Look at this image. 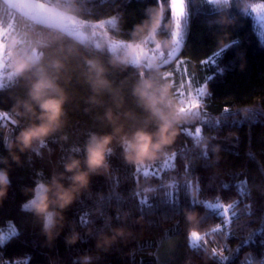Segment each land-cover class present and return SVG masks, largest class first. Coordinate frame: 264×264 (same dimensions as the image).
<instances>
[{"label":"trees","instance_id":"trees-1","mask_svg":"<svg viewBox=\"0 0 264 264\" xmlns=\"http://www.w3.org/2000/svg\"><path fill=\"white\" fill-rule=\"evenodd\" d=\"M42 1L83 20L107 19L108 28L111 27L109 18L122 14L121 35L125 38L133 25L144 19V9L157 3V0ZM187 7L184 42L177 59L188 60L194 86L204 81L207 84L209 91L203 98L202 109L205 119L200 123L206 133L215 137L213 143L220 146L219 153L210 152L205 157L194 151L191 144L195 130L185 131L173 146L174 159L158 162L151 166L156 170L146 172L160 182L161 194L145 201L137 193L130 194L134 184L144 178L145 171L134 176V170L123 161L118 150L112 158V176L93 178L90 190L66 211L69 224L49 246L33 214L22 210V204L29 198L24 189L35 186L41 171L50 176L53 167L62 170L63 160L83 146L89 132L110 131L95 119L101 109L85 111L91 91L81 75L85 56L98 54L107 60V54L101 44L77 37L52 21L34 19L10 0H0V26L14 24L13 35L22 41L17 48L41 35L54 41L53 48L67 47L77 41L85 45L82 54L69 61L70 71L66 76H71V80L61 81L69 94L65 126L49 137L44 146L37 145L35 151L19 153L17 150L21 163H13L11 187L0 204V226L11 221L16 232L0 243V264H78L77 258L82 253L96 251L95 234L88 235L87 227L92 225L95 232H100L120 224L116 219L117 208H132L134 216L145 217V223L133 225L129 221L135 229V239L103 253L97 264H189V261L205 264L203 256L211 246L219 249L221 255L207 264H250L246 262L250 252L257 257L264 256V40L258 35L253 16L243 14L234 6L230 14L236 23L228 31L236 43L219 50L217 36L224 29L209 24L217 15L216 10L208 0H187ZM10 41L7 40V45ZM11 51L7 46L6 71H9ZM208 58V63H202ZM127 75L113 73L117 82ZM25 95L23 79L10 77L0 86V111L9 115L5 122L0 120V156L9 154L4 137L14 138L28 123L13 111L16 99ZM17 119H20L19 125L15 123ZM205 120L208 121L205 123ZM170 176L176 177L173 188L163 183ZM193 187L199 196L190 195ZM216 200L231 206L228 217L217 208L209 207L208 202ZM186 209L199 213L198 224L186 219ZM109 216L111 225L106 223ZM73 221L82 237L76 244L67 245L65 237ZM193 227L205 234L204 239L195 241L198 245L195 247L189 237ZM132 249L136 252L129 255Z\"/></svg>","mask_w":264,"mask_h":264},{"label":"clouds","instance_id":"clouds-1","mask_svg":"<svg viewBox=\"0 0 264 264\" xmlns=\"http://www.w3.org/2000/svg\"><path fill=\"white\" fill-rule=\"evenodd\" d=\"M208 2L217 12L209 24L220 25L224 29L217 36L216 48L219 50H226L236 43L228 31L236 23V18L230 14L234 6L243 14L251 12L264 17V0ZM187 14V0H157L156 4L144 9V19L133 25L126 38L121 35L122 14L114 15L109 18L111 27L104 29L106 39L101 45L107 60L98 54L84 57L81 75L91 91L86 98L88 107L85 111L101 109L96 112L95 119L110 131L89 132L83 146L63 160L62 170L53 167L50 176L41 171L35 186L24 189L29 198L22 204V210L33 214L46 236L47 245H53L69 224L66 211L90 190L93 178L112 176V158L118 150L123 161L134 170V176L136 172L145 170L144 178L130 190V194L137 193L145 201L161 194L160 182L148 176L146 170L158 162L167 163L174 159L173 146L185 131L195 130L191 144L194 151L205 157L210 152L219 153L220 146L213 143L215 137L206 133L200 123L205 119L203 100L190 78L178 79L174 74V69L178 71L184 59L178 60L176 54L183 46V21ZM53 42L41 35L20 48H17L22 43L19 37H13L6 45L12 49L8 64L10 75L13 79H23L26 87V95L16 99L13 111L28 123L14 138L4 137L3 143L9 154L0 156V165H3L0 166V204L11 187L13 163H21L17 150L19 153L35 151L37 145L44 146L48 138L66 123L65 105L69 94L61 81L65 78L71 80V76H66L70 71L69 61L80 56L85 45L77 41L67 47L53 48ZM112 45L116 46L114 51ZM113 73L128 75L117 82ZM205 86L208 93L206 83ZM15 123L19 125L20 119ZM163 183L165 187L173 188L176 177L170 176ZM190 195L199 196L197 188L193 187ZM185 217L191 224H198L197 211L186 209ZM116 219L121 223L111 225L112 217L106 218V223L111 225L107 231L95 232L94 226L87 227L88 235L95 234L96 251L82 253L77 258L78 264H97L103 253L135 239V229L130 223H145V217L134 216L132 208H117ZM9 225L0 226V243L6 242ZM70 227L65 241L67 245H74L81 240L82 234L74 221ZM189 237L200 240L205 234L198 227H193ZM135 252L136 249H132L129 255ZM220 255V250L211 246L203 256L205 264ZM248 257L254 264H264V256L257 257L250 252Z\"/></svg>","mask_w":264,"mask_h":264},{"label":"rangeland","instance_id":"rangeland-1","mask_svg":"<svg viewBox=\"0 0 264 264\" xmlns=\"http://www.w3.org/2000/svg\"><path fill=\"white\" fill-rule=\"evenodd\" d=\"M10 2L16 8L23 9L21 0H10ZM29 13H30L29 15L34 19L45 20V21L49 19L50 22L52 21L55 24L62 26L63 28L71 32L73 35H76L77 37H80L85 40L92 41L98 45L100 44L102 45L103 41L106 39L104 29L106 27V23L108 22L107 19H101L103 20V23H100L101 20H95V21L83 20L69 12L59 10L51 6L50 4H45L44 8H38ZM249 13L254 18L256 30L258 32L259 37L262 40H264V17H257L255 14L251 12ZM13 34H15L13 23H10L8 26H0V86L3 85L8 78L11 77L10 72L6 71L5 69L6 66L5 56L7 50V46H6L7 40H12V38L15 36ZM115 47H116L115 45H112L111 49L114 51ZM181 58H179L178 60H180ZM182 61L183 63L180 64L179 70L177 71L174 69V74L175 76L178 77V79L184 77L190 78L191 82L194 85L195 84L194 79L188 72V66H189L188 60L184 58ZM205 83L206 82L204 81L201 84H198L194 87L198 88L199 86L204 85ZM8 118L9 115L5 111H0V120L5 122ZM153 170H156V168L150 167L146 170V172H152ZM212 205L213 206L225 205L223 211H221L219 208L217 209L227 217L230 215V209H231L230 205L225 204L218 200L212 201ZM9 222L11 221H7L4 225L1 226L9 225ZM15 232H16V226L12 223L8 227L7 238H9ZM191 240L193 242L196 241V239H191Z\"/></svg>","mask_w":264,"mask_h":264},{"label":"snow or ice","instance_id":"snow-or-ice-1","mask_svg":"<svg viewBox=\"0 0 264 264\" xmlns=\"http://www.w3.org/2000/svg\"><path fill=\"white\" fill-rule=\"evenodd\" d=\"M178 54V53H177ZM176 54V55H177ZM209 62V58L205 61H202V63L206 64ZM214 63V61H212ZM183 63V61H182ZM197 90V94L199 95V97L203 100L204 96L207 94V89H206V86L205 84L204 85H201L199 86L198 88H196ZM225 111L227 110V108L224 109ZM208 120H205V123L207 122ZM173 195V194H172ZM209 207L210 208H219L221 211H223V208L225 207V205H218V206H213L212 205V202L209 201ZM193 246H198L195 242L193 243ZM246 262H250V264H254V261L252 259H248Z\"/></svg>","mask_w":264,"mask_h":264},{"label":"water","instance_id":"water-1","mask_svg":"<svg viewBox=\"0 0 264 264\" xmlns=\"http://www.w3.org/2000/svg\"><path fill=\"white\" fill-rule=\"evenodd\" d=\"M21 3L23 5V13L25 14L38 8H44L45 6V2L42 0H21ZM46 22H49V19H47Z\"/></svg>","mask_w":264,"mask_h":264}]
</instances>
